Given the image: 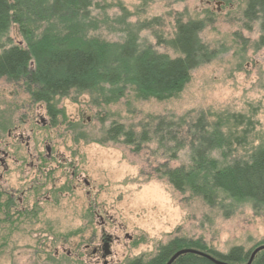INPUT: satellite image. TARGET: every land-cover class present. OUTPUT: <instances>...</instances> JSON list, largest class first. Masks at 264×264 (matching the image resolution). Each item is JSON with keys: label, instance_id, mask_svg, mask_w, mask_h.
<instances>
[{"label": "rangeland", "instance_id": "374dc122", "mask_svg": "<svg viewBox=\"0 0 264 264\" xmlns=\"http://www.w3.org/2000/svg\"><path fill=\"white\" fill-rule=\"evenodd\" d=\"M92 2L96 27L89 35L108 42L112 53L130 43L139 52L178 57L171 41L181 19L203 23L200 38L215 55L161 98L147 97L131 83H104L57 97L55 119L22 82L0 78V122L20 126L31 137L33 155L19 140L8 150L12 140L1 133L0 147L14 159L8 171L0 167V264H103L92 249L110 235L109 264L148 261L175 238L201 240L222 253L264 245V211L246 201L220 200L212 207L177 191L164 172L166 166H190L189 148L171 159L175 143L160 145L142 135L146 130L149 138L157 122H231L229 130L222 126L231 145L212 154L220 162L248 158L264 143V34L259 21L245 18L247 0ZM25 40L11 26L0 44ZM115 125L133 132L135 144L124 135L108 140ZM5 190L17 193L11 207Z\"/></svg>", "mask_w": 264, "mask_h": 264}, {"label": "trees", "instance_id": "16d2710c", "mask_svg": "<svg viewBox=\"0 0 264 264\" xmlns=\"http://www.w3.org/2000/svg\"><path fill=\"white\" fill-rule=\"evenodd\" d=\"M92 1L0 0V38L8 35L11 26H17L26 39L24 45L0 44V78L22 82L32 100L44 103L53 119L59 115L55 107L57 97L68 96L74 90H92L104 83H131L143 95L161 98L176 91L193 69L215 55L200 38L203 23L181 19L176 23L171 41L180 53L178 57L139 52L130 43H123L112 53L108 42L89 35L96 27ZM244 16L247 20L259 21L264 34V0H247ZM116 60L120 61L116 65L119 69L113 66ZM230 123L213 125L202 122L201 118L192 124L157 122L149 129V138L146 130L142 135L149 142L157 140L160 145L166 144L165 139L175 143L171 159H176L182 149L189 148L190 166H166L164 172L177 191L201 197L212 207L220 200L231 201V204L246 201L253 209L264 211V143L248 158L230 162L212 158L214 151L231 145L230 133L228 136L227 130L222 129L224 125L229 130ZM123 130L122 125H115L107 132L108 140L115 141L124 135L126 143L134 145V133ZM228 155L223 153L225 159ZM182 249H195L229 264H246L254 251L234 246L227 253L215 252L204 241L175 238L150 260L137 258L128 264H167ZM173 264L218 263L206 256L187 253ZM252 264H264V250L258 252Z\"/></svg>", "mask_w": 264, "mask_h": 264}, {"label": "flooded vegetation", "instance_id": "af4514ba", "mask_svg": "<svg viewBox=\"0 0 264 264\" xmlns=\"http://www.w3.org/2000/svg\"><path fill=\"white\" fill-rule=\"evenodd\" d=\"M24 123L28 124L30 122H24ZM5 132H6L7 139L12 140L7 145L8 150L12 146H14L15 140H19L22 143L25 142V144L27 146L28 153L31 156H33L30 152V142L29 141H30L31 137L26 136L25 132L21 130L20 126H18V125L15 126L14 122H7L6 124H3L0 122V140L2 139V137H4V136H1V133H5ZM0 154L2 155V158H0V167L2 168V170L8 171L9 167H8L7 162L9 160V158L14 159V157L12 154H10V152H7L5 150V148H1V147H0ZM49 155H50V153H49ZM35 157H38L39 161H41V154H39L38 156H35ZM1 178H2V176H0V179ZM84 182L87 183L86 181H84ZM29 191H31V189ZM4 192L7 193V195L9 196V199L7 201V205H9L8 207H11L12 206L11 204L13 203L14 197L17 193L9 192V190H5ZM25 194H26V192L25 193L22 192L21 197L18 198V201L20 203L23 202V198H24ZM92 212L95 213V210H93ZM92 216H94V214H92ZM100 219L102 221L101 224L103 225L102 231H105L104 230V219L102 217ZM113 242H114V238L110 235L109 238H107V237L103 238L102 244L95 246L92 249V255L96 258L95 259L96 263H100V261H103V264H109V258L112 255L111 246H112ZM87 247H89V245H87Z\"/></svg>", "mask_w": 264, "mask_h": 264}, {"label": "water", "instance_id": "95a60500", "mask_svg": "<svg viewBox=\"0 0 264 264\" xmlns=\"http://www.w3.org/2000/svg\"><path fill=\"white\" fill-rule=\"evenodd\" d=\"M107 238H108V237H107ZM262 250H264V245H262V246L256 248V249L252 252V254H251V256H250V259H249V261H248L246 264H252V262H253L255 256L258 254V252H260V251H262ZM187 253H194V254H198V255L206 256V257H208L209 259L215 261V262L218 263V264H229V263H225V262H222V261H220V260H217V259H215L214 257H212V256H210V255H208V254H206V253H204V252H201V251L195 250V249H182V250H179L178 252H176V253L170 258V260L167 262V264H173L174 261H175L180 255L187 254Z\"/></svg>", "mask_w": 264, "mask_h": 264}]
</instances>
